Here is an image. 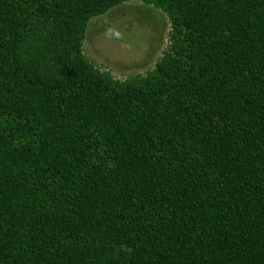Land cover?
I'll use <instances>...</instances> for the list:
<instances>
[{"label":"trees","instance_id":"1","mask_svg":"<svg viewBox=\"0 0 264 264\" xmlns=\"http://www.w3.org/2000/svg\"><path fill=\"white\" fill-rule=\"evenodd\" d=\"M128 1L0 0V264H264V0H140L119 79L84 43Z\"/></svg>","mask_w":264,"mask_h":264},{"label":"rangeland","instance_id":"2","mask_svg":"<svg viewBox=\"0 0 264 264\" xmlns=\"http://www.w3.org/2000/svg\"><path fill=\"white\" fill-rule=\"evenodd\" d=\"M167 15L140 0H131L94 18L84 51L101 69L125 79L154 69L168 45Z\"/></svg>","mask_w":264,"mask_h":264}]
</instances>
